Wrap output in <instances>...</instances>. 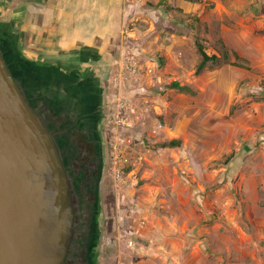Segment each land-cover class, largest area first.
I'll return each instance as SVG.
<instances>
[{
	"label": "rangeland",
	"instance_id": "374dc122",
	"mask_svg": "<svg viewBox=\"0 0 264 264\" xmlns=\"http://www.w3.org/2000/svg\"><path fill=\"white\" fill-rule=\"evenodd\" d=\"M180 1L135 0L94 41L114 64L99 264H264V0ZM197 37L222 59L200 75ZM128 52L140 70L116 83ZM173 138L182 146L151 148Z\"/></svg>",
	"mask_w": 264,
	"mask_h": 264
},
{
	"label": "water",
	"instance_id": "95a60500",
	"mask_svg": "<svg viewBox=\"0 0 264 264\" xmlns=\"http://www.w3.org/2000/svg\"><path fill=\"white\" fill-rule=\"evenodd\" d=\"M94 139L62 157L0 53V264H99L106 156Z\"/></svg>",
	"mask_w": 264,
	"mask_h": 264
},
{
	"label": "flooded vegetation",
	"instance_id": "af4514ba",
	"mask_svg": "<svg viewBox=\"0 0 264 264\" xmlns=\"http://www.w3.org/2000/svg\"><path fill=\"white\" fill-rule=\"evenodd\" d=\"M29 9L26 3L0 0V53L8 72L62 157L93 137L104 147L114 64L94 46L63 47L40 39Z\"/></svg>",
	"mask_w": 264,
	"mask_h": 264
},
{
	"label": "crops",
	"instance_id": "0c3cea01",
	"mask_svg": "<svg viewBox=\"0 0 264 264\" xmlns=\"http://www.w3.org/2000/svg\"><path fill=\"white\" fill-rule=\"evenodd\" d=\"M15 1L26 3L25 0ZM134 1L34 0L33 9L29 7L31 26L40 39L56 46L73 47L81 43L94 46L96 37L112 35V22H123L133 17ZM147 1L158 3L160 0ZM35 19L42 22L38 28L33 23Z\"/></svg>",
	"mask_w": 264,
	"mask_h": 264
},
{
	"label": "trees",
	"instance_id": "16d2710c",
	"mask_svg": "<svg viewBox=\"0 0 264 264\" xmlns=\"http://www.w3.org/2000/svg\"><path fill=\"white\" fill-rule=\"evenodd\" d=\"M188 1L201 3V4L205 3L203 0H188ZM167 2H168V0H160L156 6L157 7L162 6V5L166 4ZM179 10H181V8H179ZM196 46H197L198 51L200 52V54L202 56L201 62L199 63V65L197 66V69H196V75H200L209 65L211 66L214 64H219L222 61V59L219 55L211 54V53L207 52L205 45L201 42V40L198 37L196 38ZM223 47H224L223 56L227 61H231V59L233 58L234 61H232L231 63L234 66L244 68L246 70H252L253 69L251 62L249 60H247L246 58H243L237 52L230 51L224 44H223ZM170 87L172 89H176L177 91L184 92V93H190L193 95H195L197 93V90L192 85H190L188 83L187 84H181V82L178 80L173 81L170 84ZM182 144H183V140L181 138H173L170 140L158 142L154 146H152L151 148L154 150H157V149H173V148L181 147ZM229 160H230V158H229ZM131 169H132L131 167H128L126 169V171L129 172Z\"/></svg>",
	"mask_w": 264,
	"mask_h": 264
},
{
	"label": "built area",
	"instance_id": "2783aa9c",
	"mask_svg": "<svg viewBox=\"0 0 264 264\" xmlns=\"http://www.w3.org/2000/svg\"><path fill=\"white\" fill-rule=\"evenodd\" d=\"M119 66L120 70L118 71V74L113 76V80L116 83L124 79L134 78L140 70L137 62V55L133 52H128L122 56Z\"/></svg>",
	"mask_w": 264,
	"mask_h": 264
}]
</instances>
